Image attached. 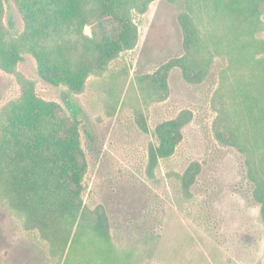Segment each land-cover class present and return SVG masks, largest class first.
Masks as SVG:
<instances>
[{"label": "rangeland", "instance_id": "374dc122", "mask_svg": "<svg viewBox=\"0 0 264 264\" xmlns=\"http://www.w3.org/2000/svg\"><path fill=\"white\" fill-rule=\"evenodd\" d=\"M3 3V22L17 40L25 29L23 17L15 0ZM203 10L191 17L205 42L212 46V34H234L230 17L214 15L210 7ZM184 11L183 0L151 1L144 14L134 16L135 47L121 52L103 75L90 76L79 93L41 80L30 53L12 71L0 68V116L18 102L22 83L60 104L66 115L63 96L75 105L85 160L83 222L100 221L94 230L84 228L82 247L62 252L25 224L1 193L0 264H64L67 256V264H103L107 254L130 264H264L261 206L254 198L247 156L231 143L235 129L249 146L250 118L244 112L217 114L224 106L232 115L247 83L249 93L260 92L261 67L251 71L245 62L233 65L222 85L220 72L228 61L225 49L218 48L198 82L185 79L180 67L169 70L167 89L153 97L138 82L184 54L179 23ZM259 17L254 37L264 40V13ZM83 31L91 35L89 26ZM248 36L241 33L239 39ZM256 56L263 57L264 51ZM221 86L223 98L217 95ZM170 119H180L181 139L170 156L152 162L156 127Z\"/></svg>", "mask_w": 264, "mask_h": 264}, {"label": "trees", "instance_id": "16d2710c", "mask_svg": "<svg viewBox=\"0 0 264 264\" xmlns=\"http://www.w3.org/2000/svg\"><path fill=\"white\" fill-rule=\"evenodd\" d=\"M15 1L25 29L17 40L13 37L3 22L4 3L0 0V68L10 72L24 53H30L41 80L79 93L90 76L103 75L121 52L135 47L138 27L134 16L144 14L153 0ZM183 1L185 11L179 15V23L185 52L162 64L154 73L138 78L141 89L150 97L160 89L166 90L167 75L173 67H180L185 79L200 81L213 57L218 55V48L225 49L228 61V66L220 72L222 85L226 75L233 72V65L240 62L251 65V71L261 67L264 75V56H256L264 51V40L254 37L259 29L256 27L259 16L264 13V0ZM209 7L214 15L230 17L229 25L234 33L221 38L212 34L214 37L209 38L212 46L200 38L191 17ZM8 24L12 26L10 21ZM85 26L91 28V35L84 33ZM241 33L249 36L239 39ZM262 80L260 92L254 95L248 91L251 82L245 85L246 91L239 95L241 100L238 106H233L232 115L224 106L218 108L217 114L241 116L244 112L250 118L247 122L251 134L248 137L243 133L249 138V146L235 129L231 143L247 156L254 198L260 203L264 223V76ZM221 88L217 95L223 98ZM63 98L67 115L60 104L36 95L31 83L30 88L22 83L18 102L5 116H0V195L25 224L37 229L50 243H57L62 252L65 249L70 252L84 245L81 237L84 228L89 226L94 230L93 226L100 221L92 226L83 222L85 206L80 195L85 160L75 105L66 96ZM180 129V119H170L156 127L157 145L151 149L152 162L174 152L181 139ZM68 259L69 256L64 264ZM109 260L130 264L117 254L102 258L103 264Z\"/></svg>", "mask_w": 264, "mask_h": 264}]
</instances>
